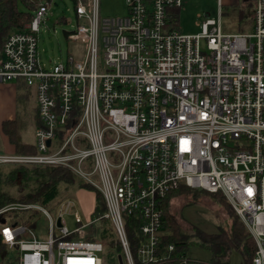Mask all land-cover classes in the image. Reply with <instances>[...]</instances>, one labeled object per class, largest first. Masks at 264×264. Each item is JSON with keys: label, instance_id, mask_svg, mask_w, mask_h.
<instances>
[{"label": "built area", "instance_id": "obj_1", "mask_svg": "<svg viewBox=\"0 0 264 264\" xmlns=\"http://www.w3.org/2000/svg\"><path fill=\"white\" fill-rule=\"evenodd\" d=\"M126 1V14L115 17H101L100 0L79 1L82 23L69 38L84 44L82 57L42 61L49 2L0 49V82L23 80L43 123L36 153H0V164L66 167L106 205L87 222L73 197L57 216L34 202L1 206L0 217L12 215L0 226V264H104L103 242L89 239L100 220L114 228L124 264H190L161 236L165 201L181 184L222 192L255 241L252 264H264V0H217L219 18L198 14L194 34L175 25L173 10L180 15L187 0ZM232 4H250L251 30L223 32ZM71 209L72 231L63 220ZM37 215L48 220L46 233Z\"/></svg>", "mask_w": 264, "mask_h": 264}, {"label": "trees", "instance_id": "obj_2", "mask_svg": "<svg viewBox=\"0 0 264 264\" xmlns=\"http://www.w3.org/2000/svg\"><path fill=\"white\" fill-rule=\"evenodd\" d=\"M24 1L31 7V10L20 9L18 0H0V49L11 32L23 30L25 25L33 19L34 11L37 7L30 0ZM73 1L76 7L79 1L85 4L90 2V0ZM230 6L227 5V8H230ZM237 6L239 7V30L247 31L246 27L252 23L250 4H239ZM173 12L179 18L180 15L177 14L179 9H174ZM177 20L179 21V19ZM175 25L179 28L177 21ZM15 82L17 84L16 116L12 119L3 120L1 129L8 137L9 142L14 145L15 150L13 153L34 154L37 152V149L34 143L25 141L24 134L30 128L33 127L35 129L42 126L43 123L40 119L36 103L33 104L31 101L33 97L31 88L21 79L15 80ZM79 189L90 190L95 194V207L92 214H101L106 210L102 194L66 167L19 163L0 164V207L14 201L34 202L54 212L57 204L65 198H72ZM204 191L181 184L178 189L169 194L164 205L165 227L168 230L164 229L161 234L163 244L175 242L178 248H183L185 254V247L188 243L187 235L183 232L176 218L169 212L170 200L179 193H185L197 199ZM210 193L214 198L224 195L222 192ZM224 199H220L219 201L225 203ZM230 217L233 221L228 230H222L213 234L202 233L201 238L205 244L211 247L215 263H221L223 259L226 260L228 252L238 250L243 254L245 264H252L256 251L255 241L237 213L236 217L233 214H230ZM131 220H134L133 217H131ZM128 233L135 250L134 230L129 225ZM89 239L103 242L105 248L104 264H119V257L122 256L124 258L122 245L108 220L102 221L101 226L97 227L95 234L89 235Z\"/></svg>", "mask_w": 264, "mask_h": 264}, {"label": "rangeland", "instance_id": "obj_3", "mask_svg": "<svg viewBox=\"0 0 264 264\" xmlns=\"http://www.w3.org/2000/svg\"><path fill=\"white\" fill-rule=\"evenodd\" d=\"M34 6L38 7L42 2H49V10L45 22L40 26L39 32V50L42 61L47 67L54 62H66L70 54L77 58L82 57L85 52V46L80 40L69 38V34L77 29L81 20L78 21L76 14V5L73 0H30ZM18 6L22 10H31V7L24 0H18ZM239 7L231 5L230 8H223L221 26L225 33H237L239 31ZM126 0H100L101 17H115L126 14ZM210 14V18H219V5L217 0H187L180 9L179 28L184 33H198L201 31L197 24L201 22L198 14ZM246 30H251L250 26ZM33 94V93H32ZM34 96L31 101L35 104ZM25 141L35 142V129L32 127L24 134ZM73 198L76 201V209L84 222L94 218L92 214L94 205V196L92 191L75 192ZM225 198V199H224ZM66 199V198H65ZM224 199L225 203L220 202ZM59 205L52 212L57 216L60 212ZM170 214L176 218L183 232L187 235V246L185 254L190 259V264H245L243 254L238 250L228 252V258L223 259L221 263L213 261V251L208 244H205L201 238L202 233H218L222 230H228L232 224L230 214L236 217V212L225 195L213 197L210 192H203L197 199L179 193L170 200ZM30 212L19 213L20 216H27ZM11 213L0 217V226L2 219L11 216ZM21 218V217H20ZM39 225L42 231L47 232L48 220L45 216H38ZM76 216L73 209L63 213V220L66 226L72 231L78 225L75 221ZM103 220L95 222L92 226L97 227ZM22 222V220L20 221ZM92 226H89L91 228ZM104 256V254H103ZM125 264H127L125 262Z\"/></svg>", "mask_w": 264, "mask_h": 264}, {"label": "crops", "instance_id": "obj_4", "mask_svg": "<svg viewBox=\"0 0 264 264\" xmlns=\"http://www.w3.org/2000/svg\"><path fill=\"white\" fill-rule=\"evenodd\" d=\"M17 84L15 81L0 82V153H13L15 147L9 142L8 137L2 132L1 124L5 119H12L16 116ZM86 189H79L77 193L85 192ZM94 205L95 207V194Z\"/></svg>", "mask_w": 264, "mask_h": 264}, {"label": "water", "instance_id": "obj_5", "mask_svg": "<svg viewBox=\"0 0 264 264\" xmlns=\"http://www.w3.org/2000/svg\"><path fill=\"white\" fill-rule=\"evenodd\" d=\"M48 143H50V141H48ZM58 224L61 225V218H58ZM119 264H124L122 256L119 257Z\"/></svg>", "mask_w": 264, "mask_h": 264}]
</instances>
